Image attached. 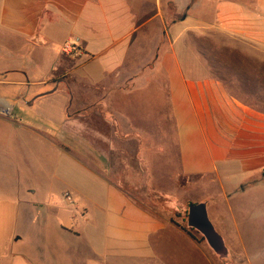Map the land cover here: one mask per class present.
<instances>
[{
  "label": "crops",
  "instance_id": "0c3cea01",
  "mask_svg": "<svg viewBox=\"0 0 264 264\" xmlns=\"http://www.w3.org/2000/svg\"><path fill=\"white\" fill-rule=\"evenodd\" d=\"M173 1L170 23L171 0H0V109L12 114H0V264H213L100 163L101 140L150 162L142 147L164 125L137 117L126 84L156 66L176 126L172 185L264 171V0Z\"/></svg>",
  "mask_w": 264,
  "mask_h": 264
},
{
  "label": "rangeland",
  "instance_id": "374dc122",
  "mask_svg": "<svg viewBox=\"0 0 264 264\" xmlns=\"http://www.w3.org/2000/svg\"><path fill=\"white\" fill-rule=\"evenodd\" d=\"M168 9L171 13L170 23L182 18L173 0ZM215 40L221 39L216 36ZM64 57L74 61L73 57L76 56L64 55ZM146 68L139 74L138 82L124 84L127 89L139 92L140 109L136 114L137 117L141 119L146 114L149 119L164 125L163 129L150 131L155 137L153 138L155 145L142 147L150 162L135 160L132 150L134 145L127 144L126 140L124 142L116 140L115 149L110 143L101 140V144L105 145L110 156L108 155V158L102 155L104 159L100 160V163L105 166L108 176L113 181L121 183L141 202L152 204L159 209L158 211L169 214L175 224L181 226L200 243L203 242L213 256V264H264V171L255 177L243 173L222 177L224 185L216 176L193 177L187 181L180 179L177 187L172 185V178L170 179L169 175L176 169L177 157L173 153L171 162L169 153L175 146L176 126L168 102V87L162 72L156 71V66ZM39 73L46 74V66H42ZM70 77L71 74L65 73L61 78L54 79L58 80L62 85L61 88L65 90L71 80ZM115 84L114 86L120 85L119 82ZM71 87L72 84L69 88ZM128 100L130 101L131 98ZM143 107L147 112H142ZM128 116L135 117V114L130 113ZM97 132H91V135L98 137ZM104 132L109 137L113 134L112 130ZM162 148L166 150V155L163 157L165 160L160 159L162 157L157 158L160 155H157V152L162 151ZM176 188L178 192H175ZM193 203H206L210 220L223 236L228 248L226 258L220 257L212 249L201 232L189 227V207ZM176 243L177 241L172 242V250L176 248ZM189 249L190 247L187 251L191 250ZM203 264L210 263L204 261Z\"/></svg>",
  "mask_w": 264,
  "mask_h": 264
},
{
  "label": "water",
  "instance_id": "95a60500",
  "mask_svg": "<svg viewBox=\"0 0 264 264\" xmlns=\"http://www.w3.org/2000/svg\"><path fill=\"white\" fill-rule=\"evenodd\" d=\"M189 227L201 232L212 249L222 258L228 256L223 236L210 220L206 203H193L189 207Z\"/></svg>",
  "mask_w": 264,
  "mask_h": 264
},
{
  "label": "built area",
  "instance_id": "2783aa9c",
  "mask_svg": "<svg viewBox=\"0 0 264 264\" xmlns=\"http://www.w3.org/2000/svg\"><path fill=\"white\" fill-rule=\"evenodd\" d=\"M80 53V46L76 43H67L62 47V54L67 56H77V54ZM0 114L5 116H12L11 112L6 109H0ZM65 200L69 204L74 203V199L71 193L66 192L64 194Z\"/></svg>",
  "mask_w": 264,
  "mask_h": 264
},
{
  "label": "trees",
  "instance_id": "16d2710c",
  "mask_svg": "<svg viewBox=\"0 0 264 264\" xmlns=\"http://www.w3.org/2000/svg\"><path fill=\"white\" fill-rule=\"evenodd\" d=\"M181 227V226H180Z\"/></svg>",
  "mask_w": 264,
  "mask_h": 264
}]
</instances>
